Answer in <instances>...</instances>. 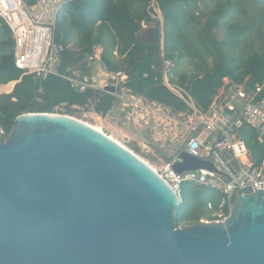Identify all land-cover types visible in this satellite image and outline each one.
I'll return each mask as SVG.
<instances>
[{"label": "water", "instance_id": "obj_1", "mask_svg": "<svg viewBox=\"0 0 264 264\" xmlns=\"http://www.w3.org/2000/svg\"><path fill=\"white\" fill-rule=\"evenodd\" d=\"M135 38L156 44L157 29ZM180 157L178 174L216 172ZM180 203L133 153L67 115L21 114L0 136V264H264V190L233 194L222 223L178 228Z\"/></svg>", "mask_w": 264, "mask_h": 264}, {"label": "trees", "instance_id": "obj_2", "mask_svg": "<svg viewBox=\"0 0 264 264\" xmlns=\"http://www.w3.org/2000/svg\"><path fill=\"white\" fill-rule=\"evenodd\" d=\"M152 1L162 14V50L159 42L136 43L141 23L150 19ZM57 29L58 41L70 46L61 54L59 74L68 68H83L85 59L100 48V62L106 72L127 74L126 93L174 114L188 115L192 110L162 84L161 53L172 64L168 82L187 84L194 105L202 111L207 110L224 78L247 92L264 82V0H75L60 14ZM20 77L14 66V41L2 22L0 85L19 81L10 94L0 95L3 138L21 114L60 113L56 109L62 108L63 115L83 110L103 118L114 105L112 95L93 90L78 93L60 76L49 75L43 81ZM11 88L9 85L1 91ZM262 97L264 89L258 96ZM237 136L247 146L253 164H258L264 139L258 140V132L247 126L239 129ZM180 199L176 222L184 226L205 218L206 203L216 204L219 195L207 187L183 183Z\"/></svg>", "mask_w": 264, "mask_h": 264}, {"label": "built area", "instance_id": "obj_3", "mask_svg": "<svg viewBox=\"0 0 264 264\" xmlns=\"http://www.w3.org/2000/svg\"><path fill=\"white\" fill-rule=\"evenodd\" d=\"M73 1L75 0H0V24L3 22L11 32L14 41V66L20 71V78L31 76L43 81L49 75L60 76L78 93L93 90L116 96L120 90L123 101L128 99L136 103L138 99L124 89L128 78L124 71L106 72L102 89L97 88L88 62L83 68H68L64 74L58 73L61 54L70 46H64L58 41L57 21L64 8ZM149 9L151 19L162 16L154 1ZM143 27H147L144 22L141 23V28ZM160 48L162 50L163 40ZM97 50L101 53L100 48ZM87 58L89 61L101 59L96 55ZM161 59L164 69L162 84L192 110L185 116L186 144L181 152L210 161L216 172L200 169L178 174L172 167L181 163V152L175 154L169 162L163 163L156 172L179 197L183 183L207 187L218 193L216 204L211 201L206 203L210 217L200 221L222 223L229 214L233 194H241L246 190L251 193H255V189L264 190V153L260 162L253 164L247 146L237 136V131L247 126L258 132V140L264 139V97L258 98L264 89V82L256 85L253 91L247 92L243 86L225 78L207 110L202 111L194 105L187 84L176 86L168 82L172 64L164 59L163 53ZM17 82L19 81L0 85V95L10 94ZM9 85H12L9 92L1 91V88ZM0 136H3L2 130ZM142 147L146 151L150 150L148 143Z\"/></svg>", "mask_w": 264, "mask_h": 264}, {"label": "rangeland", "instance_id": "obj_4", "mask_svg": "<svg viewBox=\"0 0 264 264\" xmlns=\"http://www.w3.org/2000/svg\"><path fill=\"white\" fill-rule=\"evenodd\" d=\"M157 10L161 13L160 9L157 8ZM157 17L159 18V16ZM144 24L156 28L159 24L157 42L160 45L163 40L162 16L159 19L150 18ZM97 49H95L92 57L94 55L101 56ZM85 62L90 64L89 70L96 79L97 88L102 89L107 73L101 62L96 59L89 61L88 58L85 59ZM113 97L115 98L114 105L103 118L91 111L83 110H78L74 115L67 116L82 121L89 126L98 127L104 134L112 137L114 141L130 150L153 169H159L163 163L172 159V155L184 151L187 131L185 114H174L168 109L163 110L161 107L147 103L137 97H135V99H138L136 103L134 100L128 99L123 101L120 90ZM56 112L64 113V109L58 108ZM145 143H150L149 151L142 147ZM203 217L209 218V212L204 211ZM182 227L183 225L178 228Z\"/></svg>", "mask_w": 264, "mask_h": 264}, {"label": "bare ground", "instance_id": "obj_5", "mask_svg": "<svg viewBox=\"0 0 264 264\" xmlns=\"http://www.w3.org/2000/svg\"><path fill=\"white\" fill-rule=\"evenodd\" d=\"M72 118V117H71ZM74 119V118H73ZM77 120V119H76ZM79 121V120H78ZM80 122H82V121H80ZM83 124H85V125H87V126H89L88 124H86V123H84V122H82ZM90 128H92V129H95L96 131H99V132H101V133H103L102 132V130L101 129H99L98 127H92V126H89ZM104 134V133H103ZM106 135V134H105ZM107 136V135H106ZM111 139H112V137H110ZM113 140V139H112ZM114 141V140H113ZM114 142H116V143H118L117 141H114ZM119 144V143H118ZM119 145H121V144H119ZM122 146V145H121ZM124 149H126V150H128L127 148H125L124 146H122ZM128 151H130V150H128ZM131 152V151H130ZM132 153V152H131ZM134 154V153H133ZM135 155V154H134ZM136 156V155H135ZM136 157H138V156H136ZM139 158V157H138ZM140 159V158H139ZM141 160V159H140ZM141 161H143V160H141ZM144 162V161H143ZM146 165H148L146 162H144ZM148 167H150V169H152L153 171H156L157 169L156 168H152L151 166H149L148 165Z\"/></svg>", "mask_w": 264, "mask_h": 264}, {"label": "crops", "instance_id": "obj_6", "mask_svg": "<svg viewBox=\"0 0 264 264\" xmlns=\"http://www.w3.org/2000/svg\"><path fill=\"white\" fill-rule=\"evenodd\" d=\"M225 79V78H224ZM227 79H229V78H227ZM149 145H150V143H148ZM138 148V147H137ZM175 155V154H174ZM174 155H172V157L174 156ZM208 212V211H207ZM209 216H210V212H209ZM206 218V217H205ZM202 219H204V218H202ZM201 220V219H200Z\"/></svg>", "mask_w": 264, "mask_h": 264}, {"label": "flooded vegetation", "instance_id": "obj_7", "mask_svg": "<svg viewBox=\"0 0 264 264\" xmlns=\"http://www.w3.org/2000/svg\"><path fill=\"white\" fill-rule=\"evenodd\" d=\"M142 29V28H141Z\"/></svg>", "mask_w": 264, "mask_h": 264}]
</instances>
